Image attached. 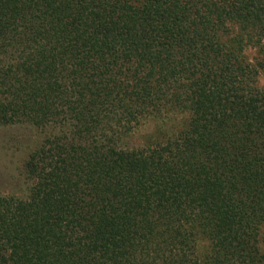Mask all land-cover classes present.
Listing matches in <instances>:
<instances>
[{"label":"trees","instance_id":"trees-1","mask_svg":"<svg viewBox=\"0 0 264 264\" xmlns=\"http://www.w3.org/2000/svg\"><path fill=\"white\" fill-rule=\"evenodd\" d=\"M263 74L264 0H0V264H264Z\"/></svg>","mask_w":264,"mask_h":264},{"label":"rangeland","instance_id":"rangeland-1","mask_svg":"<svg viewBox=\"0 0 264 264\" xmlns=\"http://www.w3.org/2000/svg\"><path fill=\"white\" fill-rule=\"evenodd\" d=\"M264 87V74L259 78ZM154 123H148L136 130L130 140V147L143 146L147 136L154 131ZM36 130L30 126L17 125L0 128V195L5 197L26 198L28 184L22 176L27 153L38 142Z\"/></svg>","mask_w":264,"mask_h":264}]
</instances>
